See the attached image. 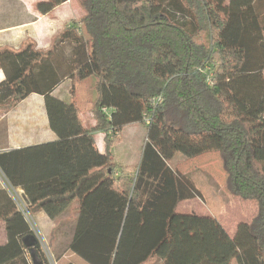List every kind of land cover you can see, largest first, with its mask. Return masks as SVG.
Masks as SVG:
<instances>
[{"label": "trees", "instance_id": "obj_1", "mask_svg": "<svg viewBox=\"0 0 264 264\" xmlns=\"http://www.w3.org/2000/svg\"><path fill=\"white\" fill-rule=\"evenodd\" d=\"M67 1L38 0L35 10L47 15ZM79 4L78 27L62 29L46 51L0 50V115L39 94L57 136L0 157L30 215L53 221L72 210L67 248L86 264H264V0ZM63 80L67 103L52 95ZM137 124L138 163L119 165L111 139ZM208 152L220 154L233 194L258 206L232 237L211 216L176 212L201 193L170 161ZM1 224L0 264H49L4 189Z\"/></svg>", "mask_w": 264, "mask_h": 264}, {"label": "rangeland", "instance_id": "obj_2", "mask_svg": "<svg viewBox=\"0 0 264 264\" xmlns=\"http://www.w3.org/2000/svg\"><path fill=\"white\" fill-rule=\"evenodd\" d=\"M0 5H2L1 0ZM11 8H13L12 2L5 11L8 12ZM2 10L4 9L2 8ZM13 11L18 10L13 9ZM82 15L83 11L79 0H68L45 16L44 21L37 24L36 37H45V42L42 41V44L47 45L46 48L48 49L53 37L62 29L70 27L72 24L78 27L77 22ZM91 82L90 79L86 86H89ZM93 94V90L87 89L83 98L87 96L86 98L89 99V96ZM81 105H83V109L87 106L85 103ZM96 135V143L102 150L104 147L103 134L97 133ZM114 137L111 139V143H113L111 149L116 163L135 166L138 163L140 149L144 142V127L138 124L125 126ZM170 165L191 179L201 193V198L179 203L176 207L177 213L211 216L218 220L230 237L234 235L239 223H249L256 217L258 213L257 204L254 201H246L235 196L230 190L228 176L218 152H208L193 159H185L181 155H175L170 161ZM73 217L72 210H69L57 220L48 221L44 218L42 225L37 223L32 215L28 218L27 223L49 264H66L69 260L77 261L67 248ZM2 236L4 237V233L0 232V238ZM153 262L156 263L155 260L150 259L146 264ZM232 264L236 263L233 262Z\"/></svg>", "mask_w": 264, "mask_h": 264}, {"label": "crops", "instance_id": "obj_3", "mask_svg": "<svg viewBox=\"0 0 264 264\" xmlns=\"http://www.w3.org/2000/svg\"><path fill=\"white\" fill-rule=\"evenodd\" d=\"M1 2L0 50L9 49L11 51H17L21 48V46H24L28 43H33L36 45L37 49L46 51L47 45L42 44V41L45 40V37H36L37 24H40L42 21H44L45 16L49 15L51 12L47 15H40L37 13L35 10V4L37 2L36 0H1ZM11 2L13 4V8H11V10L8 12L5 11L6 7L9 6ZM2 8L4 10H2ZM13 9H17L18 11H13ZM54 10H56V8ZM4 80V72L2 69H0V83ZM68 90L69 81L63 80L53 90L52 95L67 103L69 101ZM96 134L97 133H95L93 136L95 144L98 150L103 152L104 147L101 150L96 143ZM56 140L57 136L49 128L48 118L44 107V99L39 94H30L24 100L19 102L13 109L0 115V157L6 156L11 152L21 151L25 148L55 142ZM0 189H4L7 192L8 190L12 191L24 203V205L28 207V199L25 196L23 189L19 186L12 187L9 185L1 171ZM32 216L40 225H42V222H44V218L49 221L47 216L42 211L36 212ZM0 232L2 234L4 233V237L2 236L0 238L1 245L6 242L3 224L0 225ZM70 232L71 231H69V233ZM72 256H74L77 261L73 260L72 262L69 260L66 264H76L77 262H79L77 264H86L74 254H72Z\"/></svg>", "mask_w": 264, "mask_h": 264}, {"label": "built area", "instance_id": "obj_4", "mask_svg": "<svg viewBox=\"0 0 264 264\" xmlns=\"http://www.w3.org/2000/svg\"><path fill=\"white\" fill-rule=\"evenodd\" d=\"M104 113L107 112L106 109L102 110ZM10 197L13 199V201L15 202V204L17 205L19 211L22 213V215L24 216V218L26 219V221H28V218L31 216L30 213L28 212L27 208L24 203L16 196L15 193H13L12 191L8 190Z\"/></svg>", "mask_w": 264, "mask_h": 264}, {"label": "water", "instance_id": "obj_5", "mask_svg": "<svg viewBox=\"0 0 264 264\" xmlns=\"http://www.w3.org/2000/svg\"><path fill=\"white\" fill-rule=\"evenodd\" d=\"M31 238L30 237H26L25 239H24V241H25V243L28 245L29 244V242H32V240H30Z\"/></svg>", "mask_w": 264, "mask_h": 264}]
</instances>
